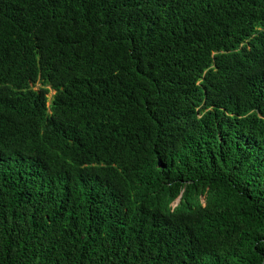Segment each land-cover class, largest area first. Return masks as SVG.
Listing matches in <instances>:
<instances>
[{"label": "trees", "instance_id": "trees-1", "mask_svg": "<svg viewBox=\"0 0 264 264\" xmlns=\"http://www.w3.org/2000/svg\"><path fill=\"white\" fill-rule=\"evenodd\" d=\"M0 264H264V0H0Z\"/></svg>", "mask_w": 264, "mask_h": 264}, {"label": "rangeland", "instance_id": "rangeland-1", "mask_svg": "<svg viewBox=\"0 0 264 264\" xmlns=\"http://www.w3.org/2000/svg\"><path fill=\"white\" fill-rule=\"evenodd\" d=\"M51 95H52V93L49 96H51Z\"/></svg>", "mask_w": 264, "mask_h": 264}]
</instances>
